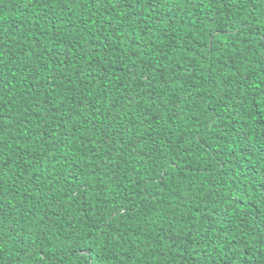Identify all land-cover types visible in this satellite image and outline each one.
<instances>
[{
  "label": "trees",
  "instance_id": "obj_1",
  "mask_svg": "<svg viewBox=\"0 0 264 264\" xmlns=\"http://www.w3.org/2000/svg\"><path fill=\"white\" fill-rule=\"evenodd\" d=\"M0 264H264V0H0Z\"/></svg>",
  "mask_w": 264,
  "mask_h": 264
}]
</instances>
